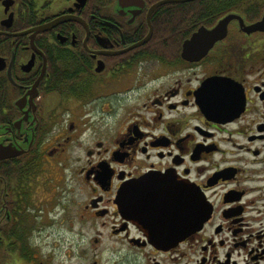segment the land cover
Wrapping results in <instances>:
<instances>
[{"label": "flooded vegetation", "instance_id": "af4514ba", "mask_svg": "<svg viewBox=\"0 0 264 264\" xmlns=\"http://www.w3.org/2000/svg\"><path fill=\"white\" fill-rule=\"evenodd\" d=\"M4 1L0 264H264V0ZM200 1L171 28L231 18L189 61L156 15Z\"/></svg>", "mask_w": 264, "mask_h": 264}, {"label": "water", "instance_id": "95a60500", "mask_svg": "<svg viewBox=\"0 0 264 264\" xmlns=\"http://www.w3.org/2000/svg\"><path fill=\"white\" fill-rule=\"evenodd\" d=\"M13 0H5L4 1V5L6 6V8H8V5L11 4ZM183 1H187V0H183ZM157 5V4H156ZM156 5L151 7V10H153V8L156 7ZM231 18V16L226 15L225 17L221 18L220 21L215 24L214 26L209 28H206L204 26H199V29H197L196 31H194L193 33H191L189 35L188 38H186L183 43H182V47H181V54L182 57L185 60H197L199 58H201L202 55H204L208 50L209 47H211V45L221 39V37H223L227 31V23L229 21V19ZM67 19H71V17L68 16H61L55 20H53L50 24L47 25H41L38 27H32L26 31H22L20 32L21 34L24 33H28L30 31H32V34H37L45 29H48L51 27V25H55L56 23L62 22L64 20ZM256 28H261L263 29L264 27V19H262V21L257 22L255 24ZM151 34V31L148 33L147 37H145L143 40L139 41V43H144L146 42V40L149 38ZM1 157V156H0ZM192 198V208H193V215L192 217H188V215H190L191 213H189L188 215H186L187 213V205H190V197ZM188 194H181V198H182V202H181V206L184 209V225H188L189 221L191 223H193V230L194 229H199V227L208 219V216L210 214L211 211V207L209 205V203H207L206 198L204 197L202 191L197 188L196 192L193 190V193L191 195ZM120 207L122 208V210H126L128 208V201H126V193L124 191V188L121 190V194H120ZM186 217V219H185ZM188 218V219H187ZM185 230V229H184ZM181 237H178V239ZM178 239H173V238H158L155 242H160V243H164V242H168V240H178Z\"/></svg>", "mask_w": 264, "mask_h": 264}, {"label": "trees", "instance_id": "16d2710c", "mask_svg": "<svg viewBox=\"0 0 264 264\" xmlns=\"http://www.w3.org/2000/svg\"><path fill=\"white\" fill-rule=\"evenodd\" d=\"M216 2L214 0H210L209 5L211 6V13H217L219 12V8H216L217 6H215ZM195 6V15L192 18L189 14L188 9L185 11L182 9L180 10V8L178 9H163L160 10L159 13L156 15L157 21L156 24H159L160 27L157 28V30L159 31V34H161L162 32H166L167 35L169 33L172 32H180L181 33V37L185 38L186 36L189 35L190 32H192L193 30H195L196 28L189 26V28H182L181 26L178 28H171L172 25L174 24H178L179 21H187L189 22L190 20L194 19L195 21H198L199 19H204L206 18L205 12L208 10H205L204 3L203 1L198 2ZM193 21V20H192ZM162 36V35H161ZM2 245V242L0 240V246ZM3 254V253H2Z\"/></svg>", "mask_w": 264, "mask_h": 264}, {"label": "rangeland", "instance_id": "374dc122", "mask_svg": "<svg viewBox=\"0 0 264 264\" xmlns=\"http://www.w3.org/2000/svg\"><path fill=\"white\" fill-rule=\"evenodd\" d=\"M151 31V30H150ZM152 32V31H151ZM157 33H159V31L157 30ZM148 34V33H147ZM151 35V34H150ZM162 35V36H161ZM146 37H147V35H146ZM167 37V33L166 32H162L161 34H159V36L156 38V39H158V38H166ZM188 38V37H187ZM152 39H153V37H152ZM186 39V38H185ZM69 191V190H68ZM56 198V197H55ZM70 200H71V193H70V195H69V203H70ZM38 211V210H37ZM39 212V211H38ZM2 248H1V246H0V259L2 258V256H3V251L1 250ZM2 260V259H1Z\"/></svg>", "mask_w": 264, "mask_h": 264}]
</instances>
